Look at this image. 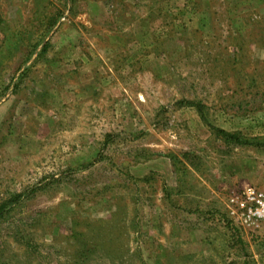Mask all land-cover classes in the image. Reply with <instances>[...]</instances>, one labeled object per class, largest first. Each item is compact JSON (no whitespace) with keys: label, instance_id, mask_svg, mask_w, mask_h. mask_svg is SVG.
Wrapping results in <instances>:
<instances>
[{"label":"rangeland","instance_id":"1","mask_svg":"<svg viewBox=\"0 0 264 264\" xmlns=\"http://www.w3.org/2000/svg\"><path fill=\"white\" fill-rule=\"evenodd\" d=\"M215 128L264 140V0H0V264H264Z\"/></svg>","mask_w":264,"mask_h":264},{"label":"trees","instance_id":"2","mask_svg":"<svg viewBox=\"0 0 264 264\" xmlns=\"http://www.w3.org/2000/svg\"><path fill=\"white\" fill-rule=\"evenodd\" d=\"M58 14H56V17L53 19H49L47 21V23L49 24V26L52 28L55 23H56V18ZM46 18L48 19V16H46ZM47 49V46L44 47L43 51H45ZM191 103V102H190ZM195 104V103H193ZM197 109L199 110L202 119L208 123L207 117L205 115V113L203 112V109L201 107V104L197 103L196 104ZM209 124V123H208ZM216 132L220 135H222V137H224L227 141H233L235 143H238L240 145H245V146H256V147H261L264 144V140L261 141V138H248L244 135H242L239 132H230L227 131L225 129L222 128H215ZM5 208V206L0 207V211Z\"/></svg>","mask_w":264,"mask_h":264},{"label":"built area","instance_id":"3","mask_svg":"<svg viewBox=\"0 0 264 264\" xmlns=\"http://www.w3.org/2000/svg\"><path fill=\"white\" fill-rule=\"evenodd\" d=\"M244 193L245 199L240 198L237 203L252 216H255L257 220L264 221V194L255 188H248Z\"/></svg>","mask_w":264,"mask_h":264}]
</instances>
